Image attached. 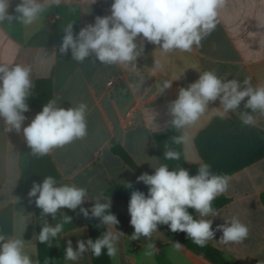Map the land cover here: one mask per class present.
<instances>
[{
    "label": "crops",
    "instance_id": "crops-1",
    "mask_svg": "<svg viewBox=\"0 0 264 264\" xmlns=\"http://www.w3.org/2000/svg\"><path fill=\"white\" fill-rule=\"evenodd\" d=\"M15 1L9 12L14 16L19 3ZM38 2L43 4L44 11L32 26L18 21L0 24V64L30 68L33 84L21 130L7 131L0 118V233L22 237L25 252L39 264H94L90 250L77 261L65 259L69 240L76 250L79 240L87 244L91 239L80 208L90 212L97 198L107 201L110 197L103 193L117 184H144L137 182L138 176L110 148L118 145L142 174H153L163 162L152 134L165 130L173 119L169 106L178 98L181 88L189 87L206 70L215 71L225 81L238 80L242 88L245 78H251L254 87L264 85V0H227L216 29L201 41L199 48L194 45L191 52L173 50L165 54L160 45L148 42L141 34L134 41L141 54L132 64H106L94 52L78 62L71 49L66 53L60 51L69 24L74 38L78 37L82 29L95 24L97 17L111 15L113 0ZM165 80L171 81V87L158 93L157 85ZM110 82H115L113 93ZM246 99L236 112H229L224 118L218 115L219 100L210 103L199 121L181 130L180 135L186 137L180 144L185 164L199 162L193 140L215 117L240 121L239 114L248 112L255 117L252 126L264 130V114L245 109ZM45 100V105L54 101L55 107L64 109L86 104L87 135L39 156L27 145L23 128L42 111L34 110ZM133 101L139 106L136 123L126 129L122 117ZM49 176L56 180L57 186L85 188L88 199L75 210L62 208L55 217L44 215L35 204L36 198L29 197L28 192L34 183H42ZM229 177L228 191L221 195L229 202L212 218L213 228L236 216L248 226L249 235L242 243L225 244L220 240L222 232L217 231L207 244L236 264H264V205L259 200L264 192V159ZM110 200V212L117 216L120 221L117 228L125 236L120 239L117 255L108 256V264H213L183 246L176 250L174 242L180 243L179 232L172 233L165 225L159 227L151 241L144 237L130 240L134 229L129 223V202ZM65 215L72 218L71 223L65 224L63 232L51 239V247L36 239L45 225L54 227L63 223ZM148 243L156 246L152 256L145 255ZM97 264H101L100 257Z\"/></svg>",
    "mask_w": 264,
    "mask_h": 264
},
{
    "label": "clouds",
    "instance_id": "clouds-1",
    "mask_svg": "<svg viewBox=\"0 0 264 264\" xmlns=\"http://www.w3.org/2000/svg\"><path fill=\"white\" fill-rule=\"evenodd\" d=\"M11 0H0V24L18 21L24 26L35 24L44 6L38 0H19L14 12L9 14ZM59 4L60 0H53ZM227 0H113L111 15L97 17L94 25L79 32L74 38L72 25L65 29L60 51H72L78 62L94 52L99 61L106 64H132L141 54L137 51L136 37L141 35L155 45H160L163 53L173 50L191 52L193 46H201V41L209 36L219 23V14L225 8ZM156 67H159L157 64ZM30 68L21 65L9 67L0 64V118H3L7 131L19 132L25 120L23 113L29 110L26 100L33 87L30 80ZM244 87L238 80H222L215 71L206 70L199 79L187 88H181L178 98L170 103L169 112L173 119L172 126L184 130L194 125L207 112L210 103L219 100L221 108L218 115L224 118L229 112H236L241 102L251 113L264 114V85L253 86L251 78H245ZM171 87V81L165 80L157 85V92L163 93ZM50 101L31 123L23 128L27 145L34 155L44 156L53 149L63 147L76 139L87 135V105L80 103L75 108H57ZM243 125L252 126L254 115L241 112ZM185 135L173 137L176 144L185 142ZM165 159L178 160L180 153L168 150ZM148 191L131 192L128 213L130 226L134 229L130 240L141 237L151 241L161 225L167 226L172 233L182 232L186 238L198 247H205L214 239L217 231L222 232V243H242L249 235V228L233 216L230 220L213 228L214 217L219 215L213 202L225 194L229 188L230 177L216 174L206 162L199 163L198 173L190 175L188 170L177 168L169 170L166 164L155 167L153 174L143 173L137 177ZM131 188L132 184H126ZM29 197H35V204L44 215L56 216L62 208L77 209L86 199L87 190L75 185L57 186L56 180L49 176L42 183H34ZM17 199L13 200L16 203ZM111 200L101 202L97 198L91 208V216L100 219L106 231L97 239L77 242L73 249L68 241L65 259L79 260L84 253L91 251L99 257L105 253L114 257L118 244L125 234L118 230L120 221L110 212ZM194 210V214L189 211ZM81 213L89 216V210L81 207ZM72 218L65 215L63 223L54 227L45 225L40 231L38 241L51 247V239L63 232L64 225L71 223ZM183 245L174 242V248L180 250ZM156 251L155 243H148L145 255L152 256ZM0 264H39L25 252V241L22 237H6L0 233Z\"/></svg>",
    "mask_w": 264,
    "mask_h": 264
},
{
    "label": "trees",
    "instance_id": "trees-1",
    "mask_svg": "<svg viewBox=\"0 0 264 264\" xmlns=\"http://www.w3.org/2000/svg\"><path fill=\"white\" fill-rule=\"evenodd\" d=\"M46 101L34 111L40 112ZM180 133L181 131L176 130L170 122L165 130L152 134L160 158L163 164L169 167V170L184 168L189 171L190 175H196L199 163L206 162L211 166L213 173L231 176L245 167L264 159V130L254 126L243 125L238 120H224L215 117L205 128L200 130L193 140L199 162L191 165L185 164L180 144H176L173 141V137L180 136ZM168 150L179 152L180 159H165L164 154ZM110 151L136 176L142 174L134 161L121 147L113 145ZM125 186L126 184H117L106 190L103 195L115 200L129 202L132 191L139 190L145 194L148 191V187L145 184L140 186L132 185L131 188ZM259 200L264 205V192L260 193ZM228 202V198L219 196L213 202V207L218 210L228 204ZM189 211L194 214V210L189 209ZM86 220L92 240L99 238L106 231L105 227L101 225L100 219L92 217L90 212ZM179 238L180 243L185 249L204 256L213 264H236L233 261L225 259L217 249L211 247L209 244L203 248L198 247L186 238L185 233L179 232ZM99 257L101 264H108L106 251ZM94 264H97L96 256H94Z\"/></svg>",
    "mask_w": 264,
    "mask_h": 264
},
{
    "label": "built area",
    "instance_id": "built-area-1",
    "mask_svg": "<svg viewBox=\"0 0 264 264\" xmlns=\"http://www.w3.org/2000/svg\"><path fill=\"white\" fill-rule=\"evenodd\" d=\"M15 2H16L15 0H11L10 6H9V12L11 11V9L14 6ZM114 88H115V82H110L109 89H110L111 93H113ZM138 108H139L138 103L136 101H133V102H131L129 108L124 113V115L122 117V123H123V126L126 129H130V128H132L135 125V123H136V113L138 111Z\"/></svg>",
    "mask_w": 264,
    "mask_h": 264
}]
</instances>
